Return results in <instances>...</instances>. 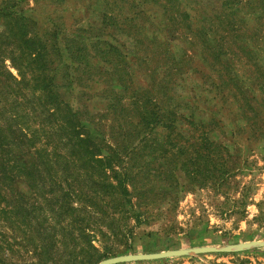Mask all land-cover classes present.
Masks as SVG:
<instances>
[{
  "label": "trees",
  "instance_id": "16d2710c",
  "mask_svg": "<svg viewBox=\"0 0 264 264\" xmlns=\"http://www.w3.org/2000/svg\"><path fill=\"white\" fill-rule=\"evenodd\" d=\"M239 2L223 0L216 18L222 26L242 22L236 16ZM241 3L245 11L259 14L257 29L231 36V45L248 56L253 47L264 44V0ZM0 18L7 28L0 33V222L17 231L26 229L27 240L37 241L35 260L27 264H92L97 251L92 241L103 250L100 259L133 253L134 231L153 221L173 232L175 225L165 220L168 207L172 210L182 198L179 172L187 175L186 183L201 186L213 170L225 175V166L204 157L199 170L189 162L153 168L146 160L148 150L180 143L209 148L217 143L211 138L213 117L202 123L177 113L179 102L165 97L174 82L163 73L154 77L156 68H144L149 82L143 87L133 83L122 46L103 38L106 26H114L108 23L113 20L110 14L103 16L101 28L69 35L52 20V28L35 30V21L16 10L11 0L0 6ZM186 27L190 37L200 41L203 62L229 48L228 33L214 35L202 25L197 32ZM160 46L152 44L153 50L140 54L146 60ZM221 87L227 89L224 82ZM93 100L98 113L88 110ZM184 125L190 131L186 136L179 131ZM213 179L222 181L223 176ZM18 181L24 182L26 193L13 189ZM156 184L173 191L157 190ZM35 227L38 233L29 234ZM1 237L0 264H21L1 258L10 250ZM119 245L121 249L108 252ZM130 263L139 264H117Z\"/></svg>",
  "mask_w": 264,
  "mask_h": 264
},
{
  "label": "rangeland",
  "instance_id": "374dc122",
  "mask_svg": "<svg viewBox=\"0 0 264 264\" xmlns=\"http://www.w3.org/2000/svg\"><path fill=\"white\" fill-rule=\"evenodd\" d=\"M5 1L8 0H0V6ZM11 1L15 2L16 10L35 21V30L52 28L49 24L52 20V25L66 35L78 30L99 29L102 27L103 16L110 14L113 20L108 23L113 22L114 26H106L108 31L103 38H110L122 46V52L127 57L125 69L130 72L133 83L143 87L149 82L144 68H156L154 77L159 78L163 73L165 78L174 82L165 97L179 102L177 113L193 116L195 121L202 123L211 115L215 121L211 138L217 143H212L207 149L174 143L176 147L154 145L148 150L146 160L151 162L153 168H167L172 162H189V166H196L199 170L202 166L201 159L205 157L210 164L223 162L226 171L225 175L211 171L212 178L201 186L186 183L187 175L179 172L184 183L182 198L172 210L168 207L167 211L170 212L166 213L165 220L169 225H175L174 231L160 229L158 221L141 228L139 233L135 230L133 253L201 246L227 247L264 241V44L259 43L253 47L248 56L231 45L232 34L251 33L256 28L258 11H245L241 0L236 16L242 22L222 26L216 18L223 0ZM201 25L214 35L228 33L226 45L229 48L225 47L213 55L210 62L201 60L200 41L190 37L186 27L197 32ZM6 29L0 18V33ZM152 44H161V49H154L155 53L152 56L148 54L145 60L140 52L150 48L153 50ZM3 63L15 75L8 59H4ZM166 67L173 68L169 73H164ZM223 82L227 89L221 87ZM63 98H68L67 93ZM98 108L96 100L88 105V110L93 113H98ZM185 129L186 125L179 130L184 136L190 133ZM159 133V130H155L154 135L159 137ZM18 162L23 163L20 160ZM216 176H223V180L214 182L213 178ZM155 186L157 190L164 188L167 192L173 191L171 187L164 185L161 188L158 184ZM13 189L21 193L27 192L23 181L15 182ZM162 211L166 212V206H162ZM0 225L1 239L5 242L3 246L10 249L5 250L1 258L21 264L35 260L33 247L37 241L27 240L26 229L20 227L17 231L6 222H0ZM199 229L201 232L197 233ZM142 230L151 233L141 234ZM38 231L36 227L31 228L29 234L31 232L36 235ZM92 244L97 249L92 263L96 264L103 259L99 257L103 250L97 241H92ZM121 248L120 245L112 246L108 252L114 253ZM134 262L264 264V247L226 252H191Z\"/></svg>",
  "mask_w": 264,
  "mask_h": 264
},
{
  "label": "water",
  "instance_id": "95a60500",
  "mask_svg": "<svg viewBox=\"0 0 264 264\" xmlns=\"http://www.w3.org/2000/svg\"><path fill=\"white\" fill-rule=\"evenodd\" d=\"M248 247H264V241H251L247 243H240L233 246L227 247H190V248H180L177 250H162L158 252L151 253H127L121 255L110 256L104 259L99 260L96 264H117L124 262H134L142 260H156L174 257L178 255H184L188 253H205V252H220V251H234L240 250Z\"/></svg>",
  "mask_w": 264,
  "mask_h": 264
}]
</instances>
